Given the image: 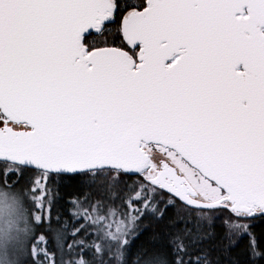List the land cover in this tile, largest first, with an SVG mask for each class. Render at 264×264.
<instances>
[{"label":"snow or ice","instance_id":"1","mask_svg":"<svg viewBox=\"0 0 264 264\" xmlns=\"http://www.w3.org/2000/svg\"><path fill=\"white\" fill-rule=\"evenodd\" d=\"M119 14L118 48L105 34ZM0 165V264H93L57 259L36 228L49 225L62 252L67 223L50 227L51 185L109 190V174L139 177L127 212L74 199L73 217L87 223L68 233L70 250L99 226L116 247L93 244L96 254L128 264L138 220L163 221L179 199L198 221L229 213L228 246L247 236L255 264L264 251L240 221L264 217V0H0ZM24 179L23 193L9 190ZM203 228L166 231L136 264H213Z\"/></svg>","mask_w":264,"mask_h":264},{"label":"trees","instance_id":"2","mask_svg":"<svg viewBox=\"0 0 264 264\" xmlns=\"http://www.w3.org/2000/svg\"><path fill=\"white\" fill-rule=\"evenodd\" d=\"M122 14H119L115 23L108 24L109 32L106 33V38L112 45H125L122 39L121 33L118 31L120 27V21ZM95 36V34H94ZM3 167V165H0ZM39 172L35 169L27 170V176H38ZM112 174H109V184L106 190L98 186H88L82 183L79 178L77 179H64L60 180L56 178V182L52 184L53 188V205L51 208V229L61 228L63 229L64 223H67V228L64 229L66 235L63 243L65 247L63 251L56 246L55 232L48 230L49 225L45 224L36 228L37 234H44L48 240V249L56 254L57 259L63 255V259L68 261L70 259H79L78 253H82L85 259L93 260L91 254V245L95 244L98 240V233L93 230L94 227L88 229L89 235L77 236L76 239L85 240L87 247L81 249L80 247L73 246L70 250L67 245L73 244V237L68 235L71 233L75 226L81 223L86 224L84 220H77L73 217L75 207L72 204L74 199L85 200L82 205L83 208L91 210L90 205L99 201L100 205L105 208V211L101 212V215H106V209L112 208L118 210L121 214L127 212L123 203L128 195H131L130 185H133L134 181L139 177L136 175H121L118 180L111 178ZM16 179L13 177V180ZM11 183V181H9ZM4 186V182L0 180V187ZM29 187L27 179L21 180L20 183L14 184L10 191H17L23 193ZM26 206L30 207L27 198L25 197ZM164 209V206L161 205ZM136 213L133 212L132 215ZM211 215V218L208 215ZM208 219L204 221H198V213L190 208L186 207L178 199L175 200V207H167L164 209V220L157 221L152 215H145L138 220L137 225L132 233L126 238H131L129 241V247L125 249V260L128 264H135L137 260V252L142 248L159 247L166 243L167 237L165 232L183 231L185 228L195 231V225L197 223L203 224V240L201 241V247L207 249L211 253V259L213 264H254L250 259V254L247 248L248 237L244 236L235 246L229 247L228 237L225 235V228L223 227L224 220L227 219L230 214L208 212ZM60 217V221L57 222L55 217ZM119 216V215H118ZM116 217H111V220H115ZM123 218V215H121ZM222 217V218H221ZM231 217V216H230ZM178 221H189L185 224ZM251 224V232L256 238L259 250L264 251V217H258L256 220H245ZM175 223L174 229H168L165 227L168 223ZM35 227V226H34ZM97 233V234H96ZM236 239L235 236L232 237ZM106 264H115V261L109 259L106 255L101 258ZM94 261H96L94 259ZM22 264H31L29 259H24ZM104 264V263H103ZM255 264H264V258L257 257Z\"/></svg>","mask_w":264,"mask_h":264},{"label":"rangeland","instance_id":"3","mask_svg":"<svg viewBox=\"0 0 264 264\" xmlns=\"http://www.w3.org/2000/svg\"><path fill=\"white\" fill-rule=\"evenodd\" d=\"M110 208V207H109ZM77 211V209L75 208V212ZM210 218H211V215L209 214L208 215ZM121 219H123L122 217H121V215H119L115 220H111V217L109 218V221H108V223L112 226L111 228H109L108 230L109 231H112V230H114V228H115V226H116V222L117 221H119V220H121ZM227 219H231V217L229 216ZM125 223H127V221H125ZM240 223H248V224H250V222L249 221H240ZM93 230H95L99 235L101 234V229H100V227L99 226H96V227H94L93 228ZM96 233V234H97ZM126 239H128V241H130L131 240V238H126ZM96 245H100V247L103 249V248H106V247H108V246H111L112 248H113V251L115 250V247H116V245H115V242H110V241H106L104 238H103V236L102 235H100V238H98V240L96 241V243H95ZM91 254L93 255V264H102V260H101V258L102 257H104V255H97L96 254V250L95 249H93L92 248V250H91ZM11 255V254H10ZM107 257H109V259H111V254H108V255H106ZM16 257H14L13 256V259H15ZM20 264H22V262L24 261V259H25V257H23V256H21L20 258ZM94 259L96 260V261H94ZM113 261V260H112ZM104 264H106L105 262H103ZM136 264V263H135Z\"/></svg>","mask_w":264,"mask_h":264},{"label":"flooded vegetation","instance_id":"4","mask_svg":"<svg viewBox=\"0 0 264 264\" xmlns=\"http://www.w3.org/2000/svg\"><path fill=\"white\" fill-rule=\"evenodd\" d=\"M109 46H118V47H124V45H112V44H109ZM127 49V48H125Z\"/></svg>","mask_w":264,"mask_h":264},{"label":"water","instance_id":"5","mask_svg":"<svg viewBox=\"0 0 264 264\" xmlns=\"http://www.w3.org/2000/svg\"><path fill=\"white\" fill-rule=\"evenodd\" d=\"M125 42V41H124ZM126 43V42H125ZM112 47H118V46H112ZM119 48V47H118ZM125 50H127V49H125ZM34 169V168H33ZM179 200V199H178ZM180 201V200H179ZM181 202V201H180Z\"/></svg>","mask_w":264,"mask_h":264}]
</instances>
